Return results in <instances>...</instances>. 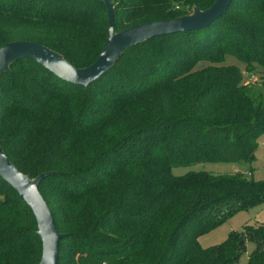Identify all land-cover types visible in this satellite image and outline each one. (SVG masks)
Segmentation results:
<instances>
[{"label": "trees", "instance_id": "trees-1", "mask_svg": "<svg viewBox=\"0 0 264 264\" xmlns=\"http://www.w3.org/2000/svg\"><path fill=\"white\" fill-rule=\"evenodd\" d=\"M120 32L203 11L214 0H107ZM96 0H0V47L31 42L74 68L106 42ZM226 56L243 64L222 66ZM199 62L205 66L195 69ZM264 0H231L208 27L125 50L87 87L29 59L0 74V148L38 185L55 230L57 264H264V225L219 245L198 238L264 204V180L171 169L253 159L264 133ZM247 77V78H245ZM264 148V140H263ZM35 220L0 179V264H38Z\"/></svg>", "mask_w": 264, "mask_h": 264}, {"label": "water", "instance_id": "water-1", "mask_svg": "<svg viewBox=\"0 0 264 264\" xmlns=\"http://www.w3.org/2000/svg\"><path fill=\"white\" fill-rule=\"evenodd\" d=\"M105 9L107 35L106 42L92 64L84 68H74L60 55L31 42H11L0 47V74L6 73L9 66L21 59H29L45 69L57 79L76 86L87 87L105 74L128 48L149 39L198 31L208 27L222 17L231 0H214L203 11L193 8L187 16L168 21L141 24L115 32L113 27V4L107 0H96ZM49 173H43L33 179L19 173L3 155L0 148V179L7 184L31 212L35 224V236L41 244L38 264H57L58 242L65 236L55 230L51 214L38 193V185Z\"/></svg>", "mask_w": 264, "mask_h": 264}, {"label": "rangeland", "instance_id": "rangeland-1", "mask_svg": "<svg viewBox=\"0 0 264 264\" xmlns=\"http://www.w3.org/2000/svg\"><path fill=\"white\" fill-rule=\"evenodd\" d=\"M205 66L204 62L196 64L195 69H200ZM222 66H234L242 73L244 66L232 56H226L222 62ZM246 78V77H245ZM255 83L264 87V79L259 80L254 76ZM264 133L257 140V147L250 162L242 163H198L191 164L185 167H174L171 169L173 176L184 175L189 172H205L210 175H231L240 173L254 181L264 180V148H263ZM245 225H264V204L252 208L248 211H239L233 214L229 219L225 220L217 227L208 233L201 235L198 238V245L202 249L211 248L222 243L229 233H239ZM252 250L251 245H246L245 252L241 255L238 264H246L247 255Z\"/></svg>", "mask_w": 264, "mask_h": 264}, {"label": "built area", "instance_id": "built-area-1", "mask_svg": "<svg viewBox=\"0 0 264 264\" xmlns=\"http://www.w3.org/2000/svg\"><path fill=\"white\" fill-rule=\"evenodd\" d=\"M247 78V77H246ZM255 78L253 76H249L246 80H245V84H253L255 82Z\"/></svg>", "mask_w": 264, "mask_h": 264}]
</instances>
